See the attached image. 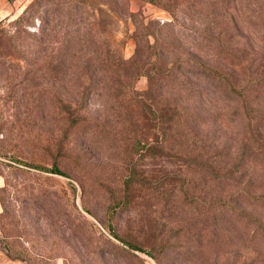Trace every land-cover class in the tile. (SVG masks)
I'll list each match as a JSON object with an SVG mask.
<instances>
[{"label": "rangeland", "instance_id": "obj_1", "mask_svg": "<svg viewBox=\"0 0 264 264\" xmlns=\"http://www.w3.org/2000/svg\"><path fill=\"white\" fill-rule=\"evenodd\" d=\"M68 1L5 0L0 245L27 264H264L258 234L264 230V203L245 199L248 195L236 201L253 221L247 226L257 238L250 239L243 233L244 220L224 209L221 197L231 190L264 196V157L240 155L241 143L231 133L236 127L229 123L194 125L199 132L192 138L173 119L163 125L166 141L161 142V127L142 108L145 75L133 76L127 88L113 93L101 76L78 79L72 50L67 54L76 18L74 0ZM87 2L98 41L112 56L131 61L137 34L144 42L153 39L149 30L157 29L173 35L181 52L196 49L187 31L171 26V14L154 3L129 0L130 15L113 11L106 0ZM262 52H250L253 69ZM178 72L177 80L209 87L183 68ZM175 91L169 87L168 93ZM71 107L72 117L66 118ZM205 130L215 147L222 143L231 151L209 162H226L228 170L238 162V183L224 187L209 179L217 170L207 167ZM54 164L62 174L39 169ZM129 169L134 184L123 196Z\"/></svg>", "mask_w": 264, "mask_h": 264}, {"label": "trees", "instance_id": "obj_2", "mask_svg": "<svg viewBox=\"0 0 264 264\" xmlns=\"http://www.w3.org/2000/svg\"><path fill=\"white\" fill-rule=\"evenodd\" d=\"M64 1L69 3L68 0ZM87 1L70 2L75 7L76 18L73 19V49L66 46V50L69 47L67 54L71 50L73 52L78 79L91 75L101 76V79H107V92L113 93L118 88H127L133 76L145 75L148 85L147 91L142 93V108L153 116L158 128L161 127V142L166 141L163 125L173 119L176 122L172 123L185 126V135L192 138L199 132L194 125L205 129L204 125L210 121L224 128L229 123L236 127V131L231 133L241 143L237 150L240 155L264 157V0H143L167 10L174 20L171 26H181L186 30L196 49L181 52L172 42L173 35L160 29L149 30L151 32L147 34L152 36L151 40L146 34L147 39L143 42L137 34L135 55L131 61L121 56H112L109 49L99 43L93 19L86 7ZM106 1L113 11L131 15L129 0ZM58 5L62 3L58 2ZM66 43H70L68 37ZM256 48L263 51L260 53L262 61L257 62L253 69L255 58L250 57V52ZM180 68L199 81H204L209 87H195L190 80H177ZM169 87H175V93H168ZM171 105L172 115L165 121V114ZM203 109H207L208 114L204 115ZM70 110L65 109L66 118L72 117L74 108ZM185 135L182 136L185 138ZM203 136L207 139L204 141L208 142L207 167L210 172L217 170L215 176L209 179L214 181L217 178L224 183V187H228L230 182L238 183V162L232 164L230 170L226 162L224 166L209 162L216 155L228 157L230 147L222 143L215 147L208 130L205 133L203 131ZM211 149L216 150L213 155L210 154ZM39 169L63 173L56 164ZM133 179L134 174L130 169L127 170L120 188L123 196L130 192ZM247 195L245 199H253L255 202L262 200L264 203L263 195L251 196L245 191L231 190L228 195L221 197L224 209L235 212L238 219L244 220V235L255 239L256 230L248 229L247 226L253 221L242 212L241 206L235 205L236 201L242 202ZM1 206L3 211L2 202ZM258 234L261 235L259 241H264V230Z\"/></svg>", "mask_w": 264, "mask_h": 264}, {"label": "crops", "instance_id": "obj_3", "mask_svg": "<svg viewBox=\"0 0 264 264\" xmlns=\"http://www.w3.org/2000/svg\"><path fill=\"white\" fill-rule=\"evenodd\" d=\"M5 0H0V19L1 15L3 13ZM5 183L3 175L0 173V187H2ZM2 211V206L0 202V213ZM0 236H1V230H0ZM0 264H27L25 261H22L20 259L10 257L6 251L1 245H0Z\"/></svg>", "mask_w": 264, "mask_h": 264}]
</instances>
